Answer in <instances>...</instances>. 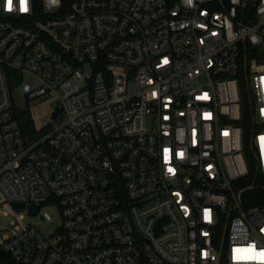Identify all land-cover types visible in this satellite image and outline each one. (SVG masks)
<instances>
[{"label": "built area", "instance_id": "1", "mask_svg": "<svg viewBox=\"0 0 264 264\" xmlns=\"http://www.w3.org/2000/svg\"><path fill=\"white\" fill-rule=\"evenodd\" d=\"M0 208L17 264H264V0H0Z\"/></svg>", "mask_w": 264, "mask_h": 264}, {"label": "rangeland", "instance_id": "2", "mask_svg": "<svg viewBox=\"0 0 264 264\" xmlns=\"http://www.w3.org/2000/svg\"><path fill=\"white\" fill-rule=\"evenodd\" d=\"M14 96L16 107L27 111L28 117L32 119L37 129L45 125L46 117L54 110V105L49 99L41 97L36 99H26L18 89L15 90ZM50 211L56 215V211L54 209H51ZM13 219L14 218L5 215L3 210L0 208V240L7 234L10 223ZM26 221H29L28 216Z\"/></svg>", "mask_w": 264, "mask_h": 264}, {"label": "trees", "instance_id": "3", "mask_svg": "<svg viewBox=\"0 0 264 264\" xmlns=\"http://www.w3.org/2000/svg\"><path fill=\"white\" fill-rule=\"evenodd\" d=\"M15 116L20 124L23 137L26 141L34 140L39 135L43 134V130H38L30 117L27 115V111L23 109L15 108ZM0 264H17L7 254L0 251Z\"/></svg>", "mask_w": 264, "mask_h": 264}, {"label": "snow or ice", "instance_id": "4", "mask_svg": "<svg viewBox=\"0 0 264 264\" xmlns=\"http://www.w3.org/2000/svg\"><path fill=\"white\" fill-rule=\"evenodd\" d=\"M11 3H12V0H9V7H11ZM171 171V170H170ZM237 251H239V250H237ZM260 256H262V257H264V253H260L259 254ZM239 258V257H238Z\"/></svg>", "mask_w": 264, "mask_h": 264}]
</instances>
